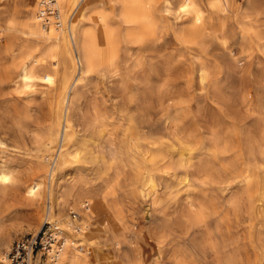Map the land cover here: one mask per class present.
<instances>
[{
	"label": "rangeland",
	"instance_id": "374dc122",
	"mask_svg": "<svg viewBox=\"0 0 264 264\" xmlns=\"http://www.w3.org/2000/svg\"><path fill=\"white\" fill-rule=\"evenodd\" d=\"M77 1L62 15L65 22ZM209 1L197 0L213 24L224 23L223 30L217 26L210 29L200 45L180 42L175 34L180 19L171 12L166 14V28L153 38L138 43L118 41L115 75L105 74L100 66L77 77L74 61L70 72L78 78L77 129L81 133L85 129L81 116L97 114L113 128L115 156L103 153L108 143L104 135L95 148L100 157L97 163L78 162L66 154L63 175L58 176L63 181L76 180L86 171L102 172L105 168L107 183L98 179L99 186L91 185L90 190L98 200L111 185L108 211L120 219L111 225L103 220L100 210L88 216L91 227L102 230L93 234L99 239L102 257L97 261L95 252L78 246L79 254L88 255L87 264H264V0H226L224 13L212 12L207 7ZM16 5L13 0L0 2V11H6L5 19L13 17L20 23L26 14ZM13 7H18V12L9 15ZM20 28L15 49L29 42ZM232 34L235 37L231 38ZM4 35L0 31V44L7 41ZM7 61L0 62V70L1 63ZM53 86L37 84L27 95L34 103V120L45 118L42 114L55 93ZM25 96V92L0 96V136L7 141L14 129L10 113ZM32 125L30 130L37 127ZM127 125L137 141L147 144L148 153L133 160L123 149L121 133ZM180 148L188 157H179L183 162L175 167L172 162ZM41 153L45 164L53 165L56 147ZM154 154L164 156L157 165H168L169 174L158 175L152 170L143 175ZM146 177L153 182L144 184ZM15 187L0 191L4 215L0 236L9 248L18 238L37 232L46 211L43 200L33 212L15 194ZM69 211L66 207L67 214ZM82 231L84 234L89 228ZM47 260L37 257L36 263Z\"/></svg>",
	"mask_w": 264,
	"mask_h": 264
},
{
	"label": "bare ground",
	"instance_id": "6f19581e",
	"mask_svg": "<svg viewBox=\"0 0 264 264\" xmlns=\"http://www.w3.org/2000/svg\"><path fill=\"white\" fill-rule=\"evenodd\" d=\"M4 1L6 0H0ZM13 1L21 5L26 19L20 24L13 17L5 19L6 11H0V31L7 39L5 43L0 44V57H6L4 60L9 59L1 63L0 96L4 97L6 94L15 96V92L17 94L25 92L26 96L19 107H14L11 113L7 111L11 115L14 127L11 134L13 136L9 141L0 136V191L3 192L7 186L16 185L15 194L25 201L33 212H37L36 205L43 200L46 201L44 221L50 219V222L59 225L64 244L55 258L46 257L48 260L45 264H87L89 257L87 254H79L76 250L78 246L95 252L94 257L100 261L102 257L100 242L93 234L99 231L102 233V230L98 226L96 229L91 227L93 223L88 221V216L100 210L105 216L103 220L109 221L111 225L115 222L120 223V219L116 215H110L108 211L110 208L107 204L108 195L113 192L111 185H107L98 200L91 192L90 186L98 187L96 184L98 179L107 183L108 173L105 168L102 172L86 171L85 175H78L76 180L65 178L64 181L63 177L58 176L63 175L62 163L66 154L78 162L84 159L97 163L100 157L95 148L104 135L108 136V143L103 153L112 158L115 156L112 148L113 128H109L97 114L92 117L81 116L80 122H83L85 129L83 133L77 129L80 125L74 117L77 111L80 113L75 100L77 77L96 71L100 66L105 74L115 75L118 70L116 67L118 41L122 38L128 42L138 43L153 38L166 28V14L171 12L176 13L175 17L180 19L181 24L180 27H176L175 34L180 42L186 45H200L207 31L216 26L221 31L224 23L219 21L218 24H213V20L204 16L202 6L197 0H78L66 22L62 15L73 0ZM45 5L51 9L52 15L44 13ZM207 5L212 12L224 13L228 3L226 0H212ZM17 8L13 7L14 10L12 13L10 11L9 15L18 12ZM251 17L254 15L251 14ZM19 27H22L24 33L29 36V42L15 49L16 32ZM253 27L249 28L253 30L255 29ZM235 30L236 28L234 32ZM233 35L231 38L235 37ZM74 61L77 64V77L71 76L70 72L71 69L74 70ZM59 80H61L59 86H53ZM39 82L53 86L55 93L51 96L49 104L47 103L45 114H42L45 118L43 116V120L36 121L32 113L34 109L32 97L27 95L32 93L33 87L40 84ZM32 124L37 127L30 130ZM127 126L121 133L125 138L123 149L133 160L137 155L148 153L145 147L147 144L144 141H137V136H134V133L130 132V126ZM78 140H80L78 146L71 151L72 145ZM53 147L57 149V158L54 159L53 165L47 166L41 152ZM34 150L41 152L34 154ZM186 154L188 153L184 148L178 149L175 154L178 157L172 164L178 166L183 162H179L178 158ZM122 155L123 150L120 157ZM163 157L160 154L151 155L148 160L149 166L143 175H150L152 170L158 175L169 174L168 165H157ZM48 161L46 158V163ZM135 167L138 171L136 162ZM19 175H24V178L20 180ZM148 182H153L150 177H146L144 184ZM84 203L87 205L83 208ZM66 207L77 213L75 219L66 213ZM34 216L35 213L32 214V218ZM3 217L0 212V230ZM84 228H89V231L82 234ZM109 228L108 225L107 230ZM8 249L7 242L0 236L2 253L0 260ZM37 257L41 258L40 254Z\"/></svg>",
	"mask_w": 264,
	"mask_h": 264
},
{
	"label": "built area",
	"instance_id": "2783aa9c",
	"mask_svg": "<svg viewBox=\"0 0 264 264\" xmlns=\"http://www.w3.org/2000/svg\"><path fill=\"white\" fill-rule=\"evenodd\" d=\"M52 11L44 6V13ZM87 204H83V208ZM72 219L77 213L69 211ZM62 231L58 224L45 220L41 228L35 233H28L15 240L5 253L0 264H36L38 254L42 258L53 259L63 247Z\"/></svg>",
	"mask_w": 264,
	"mask_h": 264
}]
</instances>
